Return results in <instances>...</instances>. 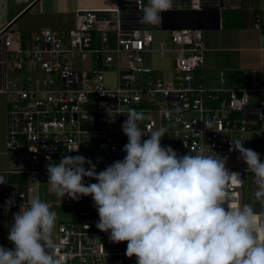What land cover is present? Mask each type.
<instances>
[{
	"label": "built area",
	"instance_id": "2783aa9c",
	"mask_svg": "<svg viewBox=\"0 0 264 264\" xmlns=\"http://www.w3.org/2000/svg\"><path fill=\"white\" fill-rule=\"evenodd\" d=\"M147 4L148 0H117L114 6L79 7L74 24L65 32L42 27L25 36L8 22L0 28V95L10 106L6 149L0 146V155H14L12 167L0 168L7 180L0 184V214H7L9 224L0 236H7L10 248L14 247L8 240L14 214L27 209L30 199L38 197L54 209L62 203L51 198L54 193L48 183L44 185L47 192L39 188V174L47 172L49 163L82 155L99 172L124 159L122 149L128 138L121 126L129 109L145 113L139 127L146 135L164 128L161 144L179 155L196 154L203 148L205 155L227 158L226 168L240 173L239 181L228 188L233 205L251 204L258 219L264 220V205L255 200L253 174L246 171L240 153L230 151L237 138L251 140L264 161L263 135H243L257 130L255 123L264 127V88L263 97L252 100L257 86L210 87L202 72L207 50L204 25L214 23L215 8L221 13L223 8L239 7L242 0H172L159 25L142 21ZM263 17L262 11L255 15L257 28H263ZM154 28L171 32L173 45L160 42V50L174 56L170 78L157 76L156 69L145 63V53L154 49ZM77 58H90L93 64L74 65ZM110 70L115 72L113 86L106 75ZM10 71L15 72L13 78ZM23 72L25 76L19 75ZM138 80L142 83L137 84ZM221 81H225L223 71ZM83 145H89V151L82 152ZM11 172L31 174L28 192L16 189L9 180ZM88 180L84 178L85 183L97 182ZM58 217L53 239L60 264H136L135 256L125 254L126 241L114 243L110 233L97 229L96 210Z\"/></svg>",
	"mask_w": 264,
	"mask_h": 264
},
{
	"label": "clouds",
	"instance_id": "9594fccd",
	"mask_svg": "<svg viewBox=\"0 0 264 264\" xmlns=\"http://www.w3.org/2000/svg\"><path fill=\"white\" fill-rule=\"evenodd\" d=\"M172 6V0H148L142 21L159 25L161 14ZM126 114L124 159L97 172L96 164L82 155L64 156L47 165L50 191L62 200L91 197L97 229L110 233L114 243L126 241L125 254L135 256L136 264H264V220L251 204L233 205L228 188L240 173L226 168L227 158L205 155L203 148L179 155L161 144L164 128L147 135L141 130L143 111ZM230 151L240 153L253 174L255 200L264 205L261 154L240 140L232 141ZM85 177L97 182L86 184ZM5 183L0 174V184ZM28 203L14 214L8 235L14 247L0 246V264H60L54 255L56 212L38 197Z\"/></svg>",
	"mask_w": 264,
	"mask_h": 264
},
{
	"label": "rangeland",
	"instance_id": "374dc122",
	"mask_svg": "<svg viewBox=\"0 0 264 264\" xmlns=\"http://www.w3.org/2000/svg\"><path fill=\"white\" fill-rule=\"evenodd\" d=\"M253 1V0H252ZM252 3V2H251ZM243 4L247 5V2L243 1ZM222 22L223 25L221 28L204 29L205 41L207 44V54L210 53L211 57L214 59L212 66L218 68H225L226 70L233 67L237 62L238 56L249 59L250 54L252 53H260L261 51L256 49L257 46L262 45L261 41H257L259 44H251L246 40L252 41L250 38H244L245 29H241V20L238 18L236 14L237 11L231 8L222 9ZM74 13H60V14H50V15H42L38 13V7L35 6L29 9L28 12L23 14L14 24L13 28L20 29L25 36H30L37 29L42 27H53L58 28L61 31H68L70 27H72L74 22ZM153 35V43L151 45L154 48L152 51H148L145 53V63L155 70V74L157 76L163 78H170L174 75L173 70V53L171 51H161V41H165V45L171 46L174 43L171 40V32L168 29L164 28H154L151 30ZM251 48L250 52L247 48ZM255 49V50H254ZM264 52V51H262ZM74 61V65L77 66H90L93 64L92 60L89 58L87 60H83L81 58H77ZM241 63V62H240ZM244 65H248L245 62H242ZM34 73V71H33ZM154 73V71H153ZM19 75L25 76V72L19 73ZM107 80L108 85L113 86L115 84V72L110 70L107 72ZM140 78H144L145 74H138ZM10 78L15 76L14 71H10ZM206 82L209 85L217 86L220 85V80L213 76L207 75L205 78ZM137 84H141L142 82L138 80ZM256 86V85H254ZM263 96L261 94H252V100H260ZM9 105L5 100L3 94L0 95V146L2 149H6L5 141L7 134V111L9 109ZM264 123V121H263ZM255 128L257 130L244 131V136H261L264 138V127L261 124L255 123ZM236 140L243 141L244 147H249L251 145V149L261 154V160L263 157V153L260 149L255 148L251 144V140H242L237 138ZM235 140V141H236ZM259 139L256 138L255 141ZM261 140V139H260ZM89 145L82 146V152L89 151ZM14 158L13 154H1L0 155V168L12 167V160ZM47 172H41L38 177V182L40 191L47 192L45 188V184L47 183ZM32 176L28 172H11L9 174V180L13 182L16 189H22L28 192V182H30ZM89 181V180H88ZM92 183V182H86ZM96 183V182H95ZM49 185V184H48ZM45 197V194L42 195ZM51 198L56 199L57 196L55 194L51 195ZM62 200V199H61ZM60 205H57L56 208H51L50 210L55 211L57 215H59V219H66L69 215L73 213H79L81 210H96L93 204V200L91 197H82L81 199L72 200L69 197H65ZM8 216L3 213L0 214V232H6L8 230ZM0 246L5 248H10L7 243V236H0Z\"/></svg>",
	"mask_w": 264,
	"mask_h": 264
},
{
	"label": "crops",
	"instance_id": "0c3cea01",
	"mask_svg": "<svg viewBox=\"0 0 264 264\" xmlns=\"http://www.w3.org/2000/svg\"><path fill=\"white\" fill-rule=\"evenodd\" d=\"M243 1L247 2V5L243 4ZM117 0H0V26H3L6 22L11 26L32 7H38V13L44 15L60 14V13H74L79 7H105L114 6ZM252 2V3H251ZM259 7L264 16V0H242V4L239 7H226L234 9L238 12L236 14L241 20V29H245L244 38H250L246 40L251 44H259L257 41L264 42V25L263 28H257L255 26V12L254 8ZM224 9V8H223ZM222 13V10H221ZM220 13V14H221ZM17 14L13 20H10V16ZM17 17V18H16ZM264 18V17H263ZM16 20V21H15ZM15 21V22H14ZM74 24V22H73ZM223 25L222 14L219 25H217V19L214 23L204 25V29H216L221 28ZM250 52L251 48H247ZM260 50V53L250 54L249 59L238 56L237 62L233 67L226 70L225 68H218L212 66L213 58L211 54L205 53V62L202 66V72L204 74V82L210 87H219L225 85L228 87L244 86V85H256L258 90L254 94H261V90L264 88V43L256 47ZM255 50V49H254ZM241 62V63H240ZM245 62L248 65H244ZM224 72L225 81H221V72ZM207 75H213L220 80V85L212 86L206 82ZM262 95V94H261ZM257 100V99H256Z\"/></svg>",
	"mask_w": 264,
	"mask_h": 264
},
{
	"label": "water",
	"instance_id": "95a60500",
	"mask_svg": "<svg viewBox=\"0 0 264 264\" xmlns=\"http://www.w3.org/2000/svg\"><path fill=\"white\" fill-rule=\"evenodd\" d=\"M214 10H215V13H216L217 25H219V22H220V9L217 7ZM10 23H9V25H10Z\"/></svg>",
	"mask_w": 264,
	"mask_h": 264
},
{
	"label": "trees",
	"instance_id": "16d2710c",
	"mask_svg": "<svg viewBox=\"0 0 264 264\" xmlns=\"http://www.w3.org/2000/svg\"><path fill=\"white\" fill-rule=\"evenodd\" d=\"M254 12H255V15L257 14V12H260L259 7H255V8H254ZM16 15H17V14L10 16V20H13L14 17H15ZM15 21H16V20H15ZM15 21H14V22H15ZM1 27H2V26H0V28H1Z\"/></svg>",
	"mask_w": 264,
	"mask_h": 264
}]
</instances>
